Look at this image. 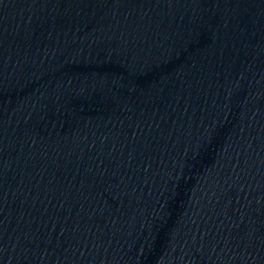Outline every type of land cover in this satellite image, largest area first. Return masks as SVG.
<instances>
[{"label": "water", "instance_id": "water-1", "mask_svg": "<svg viewBox=\"0 0 264 264\" xmlns=\"http://www.w3.org/2000/svg\"><path fill=\"white\" fill-rule=\"evenodd\" d=\"M0 264H264V0H0Z\"/></svg>", "mask_w": 264, "mask_h": 264}]
</instances>
